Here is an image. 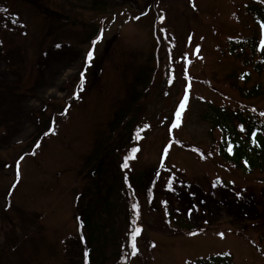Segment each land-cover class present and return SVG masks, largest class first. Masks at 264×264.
I'll use <instances>...</instances> for the list:
<instances>
[{
  "label": "rangeland",
  "instance_id": "1",
  "mask_svg": "<svg viewBox=\"0 0 264 264\" xmlns=\"http://www.w3.org/2000/svg\"><path fill=\"white\" fill-rule=\"evenodd\" d=\"M145 1L0 0V9L8 8L6 15L19 9L26 21L25 25L5 28L10 40L0 37V162L24 156L17 175L12 168L0 169V264H84L83 260L87 261L90 255V264H102L112 262L121 250V225L130 209L121 194L123 184L116 175L119 161L115 154L121 153L134 138L140 140L142 153L138 163L151 174L160 154L163 133L153 131V136L141 131L130 136L129 131L137 123L138 102L156 90L155 102L165 110L178 88L170 98L160 96L162 86L154 82L151 28L141 21L131 19L124 23L117 17L125 7L140 11ZM194 1L198 16L195 41L202 39L211 52L203 57L197 54V48L189 49L192 64L187 60V70L208 78L214 86L236 98L224 86L222 77L233 67L241 68V64L217 55L212 48L223 46L229 37L245 34L232 18V11L242 0ZM48 5L57 13L50 12ZM169 5L171 22L177 30H184L189 21L185 0H171ZM109 15L112 19L104 27L106 35L97 49V57H92L82 80L85 49L98 27L92 21ZM65 19L70 24L69 30L64 27ZM51 22L49 34L47 27ZM58 41H65L60 48L54 47ZM193 94L197 97L192 98L194 102L198 98L212 103L224 101L219 94L198 85L192 88L191 97ZM69 98L66 116L58 114ZM199 110L193 107V115L183 117L175 131L185 140L208 146L207 127L196 121ZM49 116L55 120L50 137L42 141L40 133ZM61 123H64L62 130ZM58 127L60 132L54 136ZM35 142L42 144L31 157L37 147L33 146ZM175 157L178 166L192 173L196 170L206 175V179L198 186L173 182L167 173L179 168L174 163L164 165L167 173L162 172L163 181L156 183L154 200L150 201L148 210L162 216L167 211L175 215L182 213L197 228H214L178 237L152 234L161 243L155 253V264H184L227 250L232 252L237 264H262L250 246V239L254 240L256 231L264 237V178L257 174L239 177L232 173V168L226 171L212 162L196 161L188 152L173 146L169 161L174 162ZM37 166L44 172L35 176L33 169ZM56 170L60 175L52 177ZM183 173L189 179L198 178V174ZM19 176L20 182L8 191L10 182ZM210 179H216V185H210ZM129 185L133 193L143 191L137 181L132 180ZM5 196L8 210L2 208ZM140 204L144 205L142 197ZM72 205L88 221L83 235L80 234L84 240L77 234L67 240L65 233L74 229ZM133 205H138L135 199L131 200L132 215L139 216L138 207ZM79 222L84 224L83 220ZM128 230L126 222L124 231ZM64 242L65 255L60 251ZM128 261L129 253L125 263Z\"/></svg>",
  "mask_w": 264,
  "mask_h": 264
},
{
  "label": "trees",
  "instance_id": "2",
  "mask_svg": "<svg viewBox=\"0 0 264 264\" xmlns=\"http://www.w3.org/2000/svg\"><path fill=\"white\" fill-rule=\"evenodd\" d=\"M248 8L253 24V35L248 38H240L238 41H229L230 53L243 60L247 70L242 74V82L232 78L229 84L240 89L242 96L264 101L263 83L256 79L257 81L254 80L249 84L251 74H256L258 77L264 75V46L258 43L259 29L264 30V3L252 1ZM171 33L180 37L184 35V30H177V26L173 24ZM147 111L148 105L143 102L137 117L141 118ZM207 113L208 115L204 114L202 117L211 125L212 129L219 128L222 131L225 136V145L228 150L231 148L230 153L234 154L233 157L238 167L248 172L264 173V110L261 112L258 108L238 105L234 108L213 107L212 111H207ZM149 117L150 121L160 122L161 127L170 120L168 112L152 113ZM134 164L132 163V165ZM221 256L202 258L198 260L197 264H233L229 255Z\"/></svg>",
  "mask_w": 264,
  "mask_h": 264
},
{
  "label": "snow or ice",
  "instance_id": "3",
  "mask_svg": "<svg viewBox=\"0 0 264 264\" xmlns=\"http://www.w3.org/2000/svg\"><path fill=\"white\" fill-rule=\"evenodd\" d=\"M0 11H3V9H0ZM94 43H95V42H94ZM261 44H262V46H264V41H262ZM57 47H59V45H57ZM92 56H93V53H92L91 51H89V52L87 53V60H88V62L91 61ZM83 76H84V73L82 72V73H81V78H82V80H83ZM81 90H82V84H81ZM74 95H77V96H78V94H74ZM186 101H187V96H185V98H184V102H182V103L180 104V110L177 111V113H176V116H177V120H178V121H179V117H180V112L183 111V109H184V107H185V103H186ZM45 135H47V133H45ZM135 151H137V149L134 148V149H133V152H135ZM165 152H167V149H165ZM229 152H231V148H229ZM21 159H23V158H21ZM123 166H124L125 168H127V167H128V164L125 163ZM169 187H171V183H170V182H169ZM237 195L239 196L240 194L237 193ZM137 207H138V205H133V208H137ZM139 232H140V229H138V228L135 229L134 232H133V236H132V239H133L132 248H133L134 251L136 250L135 237H136V235L139 234ZM220 235L223 236V233H221ZM84 255L87 256V253L85 252ZM225 255H228V253H225Z\"/></svg>",
  "mask_w": 264,
  "mask_h": 264
}]
</instances>
